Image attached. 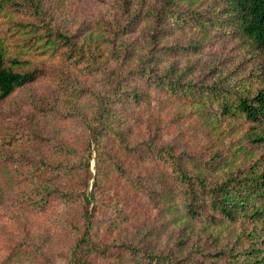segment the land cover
Instances as JSON below:
<instances>
[{"label": "rangeland", "instance_id": "374dc122", "mask_svg": "<svg viewBox=\"0 0 264 264\" xmlns=\"http://www.w3.org/2000/svg\"><path fill=\"white\" fill-rule=\"evenodd\" d=\"M136 1L142 7L139 22L126 35L131 49H135L133 56L141 44L139 27L150 26L149 5L157 8L161 4L160 0ZM213 1L173 0V5L190 17L184 21L191 22L176 27L167 22L174 20L163 19L158 33L159 63L174 59L179 69H188L189 79H203L205 84L218 77L221 64L232 66L239 62L242 52L234 41L225 40L198 22V17L210 14ZM40 2L52 23L82 37L88 33L94 36L110 21L123 22L118 0ZM24 19L25 15L12 5L0 10V41L5 52L27 59L30 67L42 69L35 80L17 87L0 101V264H67V251L81 227L82 207L79 202L63 203L59 196L47 192V180L53 175L51 184L58 190L93 193L87 205V209L94 207L92 237L109 247L106 253H94L90 264H139L126 260L123 253L120 258L119 243L155 250H172L183 244L184 255L187 247L198 241L197 237L203 241L206 237L205 243L210 246L212 239H230L238 230L234 223L208 227L184 218L171 173L145 147L150 142L183 151L190 160L187 167L193 170L203 165L201 161L210 159L217 166L215 171L207 169L211 173L208 174L215 176L228 167L247 163L259 152V148H248L242 129L234 127L231 121L216 123L215 119L204 117L196 102L149 90L138 105L128 103L124 107L123 124L129 129L125 144L104 139L100 159H96L97 152L89 142L88 170H72L79 162L74 153L86 145L82 117L88 115L90 100L86 95L69 92L66 79L75 85L101 87L104 76L80 74L62 60L59 50H52L32 32L25 31L19 24ZM108 46L99 48L107 68L116 63L107 56ZM55 145L69 152L56 151ZM108 155L126 169L128 176L113 169ZM54 168L55 172L47 170ZM44 194V202L30 204L31 196L39 199ZM27 242L38 245L42 253L20 244Z\"/></svg>", "mask_w": 264, "mask_h": 264}, {"label": "trees", "instance_id": "16d2710c", "mask_svg": "<svg viewBox=\"0 0 264 264\" xmlns=\"http://www.w3.org/2000/svg\"><path fill=\"white\" fill-rule=\"evenodd\" d=\"M160 1L159 7H148L151 10L148 15L150 26L139 27L142 37L135 56V49H131L126 35L134 31L139 22L142 7L136 0H118V7L122 8L124 16L122 23L110 21L94 36L88 33L83 37L52 23L40 0H0V10L12 5L16 11L23 13L26 19L19 20L20 26L32 32L37 40H43L52 50H59L62 60L74 66L80 74L104 76L101 87L75 85L66 79L69 92L86 95L90 100L88 115L82 117L86 145L74 153H77L79 162L72 170H88L91 156L89 142L97 152L96 159H100L99 150L104 139L125 144L129 129L123 124L124 107L128 103L138 105L149 90L164 91L171 97L196 102L204 117L213 118L216 123L231 121L234 127L242 129V138L249 149H260L247 163L233 165L213 176L207 170L215 171L213 169L217 165H213L212 160L201 161L202 166L189 169L187 162L190 160L185 152L146 142L148 145L145 148L155 153L171 173L180 195L184 218L203 222L208 227L222 222L234 223L238 230L230 239H212V246L205 243L206 237L204 241L197 237L198 241L192 242L184 255L181 252L183 244L181 248L172 250H155L119 243L120 258L124 254L126 260L139 264H264V0H214L210 5V14L198 17V22L206 29H213L225 40L234 41L235 47L242 50L239 62L232 66L221 64L218 77L212 78L210 84H205L203 79H189L188 69H179L174 59L159 63L161 45L158 33L163 19L174 20L167 22L176 27L191 22L184 21L190 17L175 7L173 0ZM95 37L99 41H94ZM106 44H109L108 58L116 60L115 65L109 68L103 65L102 54L99 53L101 45ZM26 62L27 59L7 54L0 41V101L17 87L32 82L42 74L41 68L30 67ZM215 71L216 66L213 73ZM55 146L56 151L69 152L61 145ZM108 158L116 172L127 173L128 176L116 159L110 155ZM45 166L48 167V163ZM95 169L98 171V166ZM47 170L56 171L55 168ZM96 177L95 173L93 184ZM54 178L55 175L47 180V192L59 196L63 203L79 202L82 207L81 227L67 251L66 262L90 264L94 253H106L109 247L100 245L92 237L94 207L87 209V205L93 193L58 190L51 184ZM46 199L45 194L39 199L31 196L30 204ZM20 244L42 253L36 244Z\"/></svg>", "mask_w": 264, "mask_h": 264}]
</instances>
